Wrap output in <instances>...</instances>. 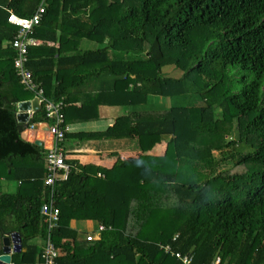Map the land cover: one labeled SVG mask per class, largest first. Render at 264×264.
I'll list each match as a JSON object with an SVG mask.
<instances>
[{
	"label": "trees",
	"instance_id": "16d2710c",
	"mask_svg": "<svg viewBox=\"0 0 264 264\" xmlns=\"http://www.w3.org/2000/svg\"><path fill=\"white\" fill-rule=\"evenodd\" d=\"M42 2L33 35L59 47L39 58L40 47H29L27 67L47 97L68 95L53 58L70 49L81 61L101 57L121 85L119 104H146L151 96L170 101L84 134L136 138L138 157L106 169L65 155L70 169L56 184L59 221L52 231L56 264H183L161 245L191 255L190 264L216 257L219 264H264V0H0V176L15 183L12 191L0 189V253L3 235L18 232L21 250L12 253V264L36 263L41 247L33 240L46 235L40 214L46 150L20 134L47 119L41 107L28 123L17 121L18 102L31 92L16 76L10 46L16 27L7 21L9 12L31 16ZM71 36L106 43L80 53L76 44L63 45ZM107 49L126 58L111 61ZM167 65L181 76L161 75ZM231 68L251 73L237 92L228 84ZM234 124L239 142L256 135L258 145L252 152L233 145L230 157L242 170L223 177L212 169L221 161L216 152L234 143L224 142ZM163 136H169L164 154L144 155ZM245 180L255 184L240 191ZM71 220H96L104 229L96 240H79Z\"/></svg>",
	"mask_w": 264,
	"mask_h": 264
},
{
	"label": "crops",
	"instance_id": "0c3cea01",
	"mask_svg": "<svg viewBox=\"0 0 264 264\" xmlns=\"http://www.w3.org/2000/svg\"><path fill=\"white\" fill-rule=\"evenodd\" d=\"M39 43L34 47H40L35 50V58L45 56L47 48L59 47V42L43 41L37 38ZM65 48H71L74 44L77 45L78 51H92L104 46L89 38H75L71 36L69 39L63 38ZM7 42H3L2 46H7ZM74 50L67 49L61 54H56L53 60L58 63V68L53 69V73H58V78H61L63 84L67 87L68 95L65 101V122L68 126L67 136L62 142V146L67 158L75 159L80 165H92L101 168H110L117 160L138 157L142 154L136 138H114L110 136H84L85 133H97L105 131L114 125L117 117L130 114L132 111L141 110L140 105H122L119 104L123 100L124 95L121 85L115 82V75L108 70L104 62H98L100 56L87 57L85 61H81L80 56L76 55ZM120 53L107 49V57L114 61L120 57ZM45 59V57H44ZM2 62V61H1ZM57 81H54L56 83ZM122 92V93H121ZM29 94V93H28ZM35 99L32 93L28 97H24L19 103L24 102L26 108L25 113H28L29 118L34 112L31 108V103ZM155 100L160 103V107H169V99L162 97L151 96L149 100ZM165 100V101H164ZM117 101V102H116ZM119 101V102H118ZM163 103V104H162ZM138 106V108H137ZM18 112V109H17ZM18 121V120H17ZM42 122H38L39 124ZM35 124V123H34ZM25 139L33 142L38 129H33V124L26 127ZM81 134L82 136H78ZM47 135V134H46ZM45 135L40 146L48 144V137ZM169 136H163L161 141L156 143L150 150L144 152V155L162 156L166 149V143ZM98 176H103L98 172ZM15 188V183L0 176V189L4 191H12ZM88 222L94 223L92 231L88 230ZM86 223V225H85ZM102 225L96 220H71L70 226L79 233V240L86 235L91 234L99 237L97 227ZM83 234V235H82ZM36 239V238H35ZM41 239V238H40ZM87 241V240H86ZM34 243H36L33 240ZM37 244V243H36ZM41 247V243L37 244Z\"/></svg>",
	"mask_w": 264,
	"mask_h": 264
},
{
	"label": "built area",
	"instance_id": "2783aa9c",
	"mask_svg": "<svg viewBox=\"0 0 264 264\" xmlns=\"http://www.w3.org/2000/svg\"><path fill=\"white\" fill-rule=\"evenodd\" d=\"M44 12L45 5L42 2L31 16L21 17L14 12H9L7 21L16 27V33L10 41V46L14 51L13 67L16 76L22 87L38 98L47 119L44 122L48 124V132L51 134V143L45 147L46 174L43 178V185L46 198L40 208V214L46 226V235L42 240L40 259L33 264H56L58 250L52 241V231L57 227L59 221V208L56 204V184L67 178L70 169L68 163L64 160L65 151L62 146L68 130L64 113L66 104L63 98L55 100L47 97L41 83L34 78L32 71L27 67L28 49L39 43V40L33 35V30L40 23ZM103 229L104 226L99 225L96 233L99 235ZM97 238L95 235H86L87 241H93ZM161 248L164 252L174 255L183 264H190L192 260L191 255L173 251L169 245H161ZM219 263L220 258L216 257L210 264Z\"/></svg>",
	"mask_w": 264,
	"mask_h": 264
},
{
	"label": "rangeland",
	"instance_id": "374dc122",
	"mask_svg": "<svg viewBox=\"0 0 264 264\" xmlns=\"http://www.w3.org/2000/svg\"><path fill=\"white\" fill-rule=\"evenodd\" d=\"M99 43V42H98ZM102 43H99V45ZM102 46V45H101ZM124 55L126 54H122V58H126L124 57ZM161 75H168V76H173V77H180L182 74V71L178 68H175L172 65H167L164 66L161 71H160ZM229 75V80H228V84H230V90L232 92H237L243 85V81L244 80H250L251 78V73L249 71H245L243 69L240 68H231L228 72ZM242 76H245L244 79H242ZM262 89H264V80H263V86ZM166 99V98H163ZM177 100V99H174ZM195 100V99H194ZM165 101V100H164ZM163 104V103H162ZM160 103H157V101L155 100H148V102L146 104H141L139 106V108H141V110H145V109H162V107H160ZM138 108V106H137ZM214 116L216 118L220 117V110L218 108L214 109ZM239 132L234 125H232L230 128H228L226 130V134H225V141L224 142H228V141H233V144H230L227 148H225L224 150L218 151L216 152V158L217 159H221L220 164L217 165L216 167H214V169H212L213 172H221L220 174L224 177L231 173H237V172H241L242 168L240 166H237L234 164L233 159L230 157L231 153H234L233 149V145L237 144V142H239ZM239 146L243 145L244 147V152H252L256 149L257 145H258V140L256 135L250 136L249 140L247 142H239ZM202 168V166H201ZM203 169V168H202ZM252 169V167H251ZM257 167L254 166L253 171L256 172ZM254 177H256V174H254ZM255 181V179H254ZM256 182V181H255ZM255 182H247V180L243 181L240 185V191L242 188L247 189L249 187H252ZM240 191H238L236 193V195H238L240 193ZM86 225V223H85ZM88 230L92 231V226L95 227L94 223H89L88 222ZM83 235V234H82ZM85 237V236H84ZM84 237H81L84 240ZM34 241L37 244L41 243V239L40 238H36L34 239Z\"/></svg>",
	"mask_w": 264,
	"mask_h": 264
},
{
	"label": "water",
	"instance_id": "95a60500",
	"mask_svg": "<svg viewBox=\"0 0 264 264\" xmlns=\"http://www.w3.org/2000/svg\"><path fill=\"white\" fill-rule=\"evenodd\" d=\"M24 102H21L17 105L18 112L16 114L17 120L21 123L28 122V113H25L26 106L24 105ZM31 108L36 111L40 109V106L38 104V98L35 97V99L31 103ZM48 124L46 122H42L39 124H33V129H38L39 132L37 133L35 139L33 140V143L37 145H41L42 141L45 138V135L48 137V146L51 143V134L48 132ZM26 127L21 130V138L25 139V132ZM45 146V147H46ZM21 250V237L18 232H11V233H5L2 237L1 241V253H0V264H12L11 261V255L13 252L20 251Z\"/></svg>",
	"mask_w": 264,
	"mask_h": 264
}]
</instances>
